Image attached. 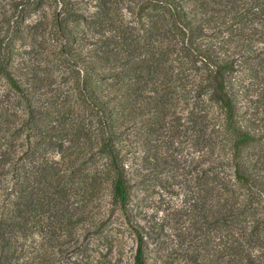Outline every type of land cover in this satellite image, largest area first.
I'll use <instances>...</instances> for the list:
<instances>
[{
    "label": "trees",
    "instance_id": "trees-1",
    "mask_svg": "<svg viewBox=\"0 0 264 264\" xmlns=\"http://www.w3.org/2000/svg\"><path fill=\"white\" fill-rule=\"evenodd\" d=\"M0 264H264V0H0Z\"/></svg>",
    "mask_w": 264,
    "mask_h": 264
},
{
    "label": "rangeland",
    "instance_id": "rangeland-1",
    "mask_svg": "<svg viewBox=\"0 0 264 264\" xmlns=\"http://www.w3.org/2000/svg\"><path fill=\"white\" fill-rule=\"evenodd\" d=\"M163 177L165 176L163 175ZM167 185L168 182H164L161 186L157 181L148 180L138 186L141 190L135 193V200L140 203V209L147 214V217H153L155 220L164 218L179 204L180 197L172 192ZM125 234L127 259L131 255L130 248L134 246V242L128 233Z\"/></svg>",
    "mask_w": 264,
    "mask_h": 264
}]
</instances>
